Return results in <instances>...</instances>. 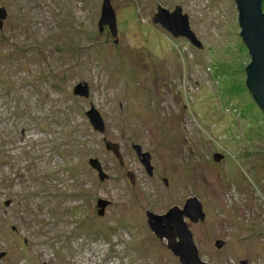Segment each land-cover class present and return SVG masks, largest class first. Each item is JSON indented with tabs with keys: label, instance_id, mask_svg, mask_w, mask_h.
I'll list each match as a JSON object with an SVG mask.
<instances>
[{
	"label": "rangeland",
	"instance_id": "1",
	"mask_svg": "<svg viewBox=\"0 0 264 264\" xmlns=\"http://www.w3.org/2000/svg\"><path fill=\"white\" fill-rule=\"evenodd\" d=\"M102 3L0 0V264H179L147 214L188 198L202 262L264 264V115L234 0H110L115 38ZM176 7L196 45L152 23Z\"/></svg>",
	"mask_w": 264,
	"mask_h": 264
},
{
	"label": "water",
	"instance_id": "2",
	"mask_svg": "<svg viewBox=\"0 0 264 264\" xmlns=\"http://www.w3.org/2000/svg\"><path fill=\"white\" fill-rule=\"evenodd\" d=\"M234 2L238 11L239 35L250 56V64L245 68L246 80L244 84L264 115V0H234ZM5 18L6 12L3 8H0V27ZM152 23L159 25L171 34L173 38H186L196 45L194 36L189 29L187 16L181 14L180 7H176L172 13L158 8ZM98 26L100 29L102 26H107L112 37L115 38L117 33L116 23L110 0H103ZM75 94L86 96L87 90L83 89L82 94L78 92H75ZM86 116L94 130L103 133L104 125L97 111L91 108V111ZM107 148H112V151L117 153L116 147L108 144ZM135 151L147 174L151 176L148 155H142L138 148ZM119 160L121 163L120 158ZM90 165L98 172L99 179L103 181L106 177L102 175L97 161H90ZM127 175L130 181L133 182L132 175L130 173ZM108 205V202L98 200L96 205L97 214L103 216ZM147 218L148 227L152 234L160 241L167 242V249L178 259L179 264H207L200 260L197 247L185 222L188 220L190 223L195 224L204 220L202 207L197 199L188 198L181 209L174 207L162 216L148 213ZM222 245L223 243L220 241L214 244L217 249L221 248Z\"/></svg>",
	"mask_w": 264,
	"mask_h": 264
},
{
	"label": "flooded vegetation",
	"instance_id": "3",
	"mask_svg": "<svg viewBox=\"0 0 264 264\" xmlns=\"http://www.w3.org/2000/svg\"><path fill=\"white\" fill-rule=\"evenodd\" d=\"M1 258V257H0Z\"/></svg>",
	"mask_w": 264,
	"mask_h": 264
},
{
	"label": "trees",
	"instance_id": "4",
	"mask_svg": "<svg viewBox=\"0 0 264 264\" xmlns=\"http://www.w3.org/2000/svg\"><path fill=\"white\" fill-rule=\"evenodd\" d=\"M251 95V94H250Z\"/></svg>",
	"mask_w": 264,
	"mask_h": 264
}]
</instances>
